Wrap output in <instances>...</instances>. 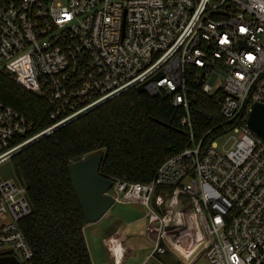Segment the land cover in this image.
Here are the masks:
<instances>
[{
	"label": "built area",
	"instance_id": "2783aa9c",
	"mask_svg": "<svg viewBox=\"0 0 264 264\" xmlns=\"http://www.w3.org/2000/svg\"><path fill=\"white\" fill-rule=\"evenodd\" d=\"M0 73L38 92L51 121L36 131L0 102V168L125 92L169 99L184 111L188 146L150 181L114 182L108 194L143 208L149 259L264 264V141L246 126L252 106L264 105V0H0ZM191 92H220L226 122L245 113L221 146V137L205 148L195 141ZM16 180L0 175V253L26 264L20 222L32 209Z\"/></svg>",
	"mask_w": 264,
	"mask_h": 264
},
{
	"label": "trees",
	"instance_id": "16d2710c",
	"mask_svg": "<svg viewBox=\"0 0 264 264\" xmlns=\"http://www.w3.org/2000/svg\"><path fill=\"white\" fill-rule=\"evenodd\" d=\"M221 93H189L195 141L202 147L244 121V112L226 122L219 113ZM0 102L41 131L51 124L44 99L0 73ZM184 111L165 97L130 90L31 144L13 160L32 212L20 228L32 250L26 264H92L85 226L67 167L77 158L102 153L100 175L114 182L146 183L170 156L189 144L179 125Z\"/></svg>",
	"mask_w": 264,
	"mask_h": 264
},
{
	"label": "water",
	"instance_id": "95a60500",
	"mask_svg": "<svg viewBox=\"0 0 264 264\" xmlns=\"http://www.w3.org/2000/svg\"><path fill=\"white\" fill-rule=\"evenodd\" d=\"M136 91L143 93L141 87ZM33 95L38 96V92H33ZM246 126L264 141V105L252 106L246 118ZM103 159L104 155L97 153L86 158H77L67 167L85 224L98 222L114 206V200L108 194L114 186V181L100 175ZM0 175L4 180L12 179L18 185L11 163H6L0 168ZM0 264L22 263L18 262L12 256V250H9L0 253Z\"/></svg>",
	"mask_w": 264,
	"mask_h": 264
},
{
	"label": "rangeland",
	"instance_id": "374dc122",
	"mask_svg": "<svg viewBox=\"0 0 264 264\" xmlns=\"http://www.w3.org/2000/svg\"><path fill=\"white\" fill-rule=\"evenodd\" d=\"M117 2L123 0H114ZM219 78V77H218ZM211 79L209 81L213 88L219 87V79ZM228 139V136L221 137L216 140V143L221 146ZM113 192L110 191L111 195ZM107 216H103V220L96 225L85 224V237L87 238L88 249L93 264H108L105 255L103 254V247L101 243V234L106 230L114 228L122 233L124 237V245L129 249L126 253L122 264H176L173 259L163 258L160 261L149 259V255L153 250V244L149 241L147 236V220L144 216V210L137 204H114V206L107 212ZM111 216V218H109ZM97 227V228H96ZM98 230L94 234V230ZM101 233V234H99ZM107 244L111 247L110 243ZM197 249L194 257L199 253ZM193 264H207L203 255L196 258Z\"/></svg>",
	"mask_w": 264,
	"mask_h": 264
},
{
	"label": "crops",
	"instance_id": "0c3cea01",
	"mask_svg": "<svg viewBox=\"0 0 264 264\" xmlns=\"http://www.w3.org/2000/svg\"><path fill=\"white\" fill-rule=\"evenodd\" d=\"M107 218H108V213H106ZM109 218H111V216H109ZM103 220L102 218L100 219V221ZM96 222L97 224L100 222ZM95 223V224H96ZM96 224V225H97ZM85 228L86 226H84L83 228V234H84V238H85V241H86V245H87V248H88V243H87V238L85 237ZM97 228V227H96ZM98 230H94V234L97 232ZM101 234V233H99ZM121 235V237H120ZM124 237L122 236V233L117 231L116 229L114 228H110L108 230H106L105 233L101 234V243H102V247L104 248L103 249V254L105 255V258L107 259V262L108 264H117L116 261H117V257L114 255V246H122L124 248V252L122 255H119L120 256V260H119V263L118 264H122V261L123 259L125 258L126 256V253L128 252V248L124 245ZM109 241H112V248H110V246L107 244V242ZM113 249V251H112ZM89 251V249H88ZM120 254V253H119ZM89 255H90V252H89ZM91 258V257H90ZM92 261V259H91ZM93 264V262H92Z\"/></svg>",
	"mask_w": 264,
	"mask_h": 264
},
{
	"label": "bare ground",
	"instance_id": "6f19581e",
	"mask_svg": "<svg viewBox=\"0 0 264 264\" xmlns=\"http://www.w3.org/2000/svg\"><path fill=\"white\" fill-rule=\"evenodd\" d=\"M111 242L112 241H109V243L111 245L110 248L113 247ZM112 251H113V249H112ZM123 252H124V248L122 246H120V245L118 247L117 246H114V255L117 257V261H116L117 264L119 263V260H120V256L119 255H122Z\"/></svg>",
	"mask_w": 264,
	"mask_h": 264
}]
</instances>
